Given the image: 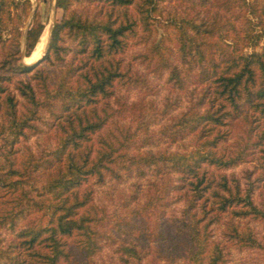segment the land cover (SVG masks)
I'll return each mask as SVG.
<instances>
[{"label": "trees", "instance_id": "16d2710c", "mask_svg": "<svg viewBox=\"0 0 264 264\" xmlns=\"http://www.w3.org/2000/svg\"><path fill=\"white\" fill-rule=\"evenodd\" d=\"M55 7L46 51L25 64L23 28L28 57L44 24L37 9L29 18L31 0H0V264H150L145 229L138 241L136 224L114 217L107 231L93 190L148 175L155 207L178 205L166 218L184 264H229L233 247L257 252L255 264H264V236L251 224L264 227V0H55ZM154 21L175 30V48L165 36L148 43ZM134 41L148 44L134 59L165 73L185 97L181 106L178 96L167 98L155 132L145 126L135 152L131 133H101L118 111L117 86L142 82L123 57ZM233 120L245 136L225 153L219 146ZM178 140L189 142L162 145ZM247 161L254 163L244 187L208 170Z\"/></svg>", "mask_w": 264, "mask_h": 264}, {"label": "rangeland", "instance_id": "374dc122", "mask_svg": "<svg viewBox=\"0 0 264 264\" xmlns=\"http://www.w3.org/2000/svg\"><path fill=\"white\" fill-rule=\"evenodd\" d=\"M34 10L37 9L39 18L44 24L42 34L37 42L43 45V50L47 49L50 41V33L55 19L60 17V11L56 10L55 0H31ZM174 3V2H172ZM32 8V10H33ZM29 15L31 17L33 11ZM154 30L152 31L148 43L152 40L154 42L159 41L163 36L166 38V43L169 46L175 48V30H164L162 26H159L154 21ZM24 35L25 30L23 28L22 35V62H32L41 57V53L37 54L33 58L24 55ZM148 44L140 41H134L130 47L124 53V60L128 63L132 69L140 75L142 82L136 83V85L128 84L126 86H117V92L113 105L118 108L116 115L109 121V123L102 130V134L117 136H123L124 133H131V138L134 152L140 147L136 148L139 144V138L142 136L143 128L147 126L148 130L155 132V118L161 117L158 114L163 107V103L168 99L172 100L175 96H178V104L181 106L185 101L184 92L177 91L172 88L169 82L165 81L166 74L162 76H155V72H152L150 68L146 67L145 63H140V60L134 59V55L138 52H142L147 48ZM36 47V46H35ZM35 49V48H34ZM251 50V49H249ZM46 51V50H45ZM44 51V52H45ZM41 54V55H40ZM39 56V57H38ZM179 108L175 110V112ZM229 134L227 139L220 143L219 149L225 153H230L238 148L245 136L243 122L240 120H233L228 125ZM32 141V140H31ZM31 141H27L32 145ZM189 140H178L174 144H168L170 148L181 147L184 144H188ZM136 143V144H135ZM155 148V147H154ZM20 152H23L20 145ZM253 161L241 162L235 166L225 169H216L214 167H208L210 173L218 178L220 175H226L227 177H236L240 185L244 187L247 181V173L252 170ZM253 178V177H252ZM139 183V191L131 192L133 182ZM162 182L160 181L159 184ZM94 190V202L102 208L105 214L106 223L104 225L107 231L114 230L113 218H125L129 222H134L136 226H132V236L136 240L140 241L141 237L138 236L139 230L145 241L150 244V252L148 260L150 264H184L182 259V251L178 244L172 240L173 238V225L168 222L167 216L170 213H176L178 205L170 204L165 207L160 205L155 207V179L148 175L142 179L128 178L125 181H113L108 179L104 184L99 186H93ZM134 194V195H133ZM134 196L136 197L134 199ZM153 200L147 209L143 212L136 213L135 207L146 202ZM143 204V205H144ZM156 208V209H155ZM136 215V217H134ZM251 224L258 231L259 236H264V227L259 223L252 221ZM222 228V223H219L214 227L215 232L218 234ZM156 236V237H155ZM156 238V240H155ZM109 247H104L102 251L96 256L99 262L108 263ZM229 264H255L256 260H259V254L252 250L231 248L228 255Z\"/></svg>", "mask_w": 264, "mask_h": 264}, {"label": "bare ground", "instance_id": "6f19581e", "mask_svg": "<svg viewBox=\"0 0 264 264\" xmlns=\"http://www.w3.org/2000/svg\"><path fill=\"white\" fill-rule=\"evenodd\" d=\"M42 50H43V45L41 43H38V45L36 46L34 52L32 53V55L29 58L35 57L37 54L42 52Z\"/></svg>", "mask_w": 264, "mask_h": 264}, {"label": "water", "instance_id": "95a60500", "mask_svg": "<svg viewBox=\"0 0 264 264\" xmlns=\"http://www.w3.org/2000/svg\"><path fill=\"white\" fill-rule=\"evenodd\" d=\"M32 11H34V8H33ZM23 38H24V37H23ZM45 50H46V48H45ZM45 50H44V51H45ZM44 51H43L41 54H44ZM41 54H40V55H41ZM38 57H39V56H38ZM36 60H37V58H36ZM36 60H34V61H32V62H35ZM32 62H29V63H32ZM23 63H25V62H23ZM29 63L26 62L25 64H29Z\"/></svg>", "mask_w": 264, "mask_h": 264}]
</instances>
